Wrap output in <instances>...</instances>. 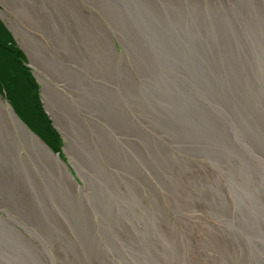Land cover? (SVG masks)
Here are the masks:
<instances>
[{"label":"bare ground","instance_id":"6f19581e","mask_svg":"<svg viewBox=\"0 0 264 264\" xmlns=\"http://www.w3.org/2000/svg\"><path fill=\"white\" fill-rule=\"evenodd\" d=\"M0 3L70 158L0 97V264H264V0Z\"/></svg>","mask_w":264,"mask_h":264},{"label":"rangeland","instance_id":"374dc122","mask_svg":"<svg viewBox=\"0 0 264 264\" xmlns=\"http://www.w3.org/2000/svg\"><path fill=\"white\" fill-rule=\"evenodd\" d=\"M0 8L5 9L0 3ZM0 9V97L8 102L19 118L25 122L46 145L58 153L63 161H70L64 151L62 132L50 116L42 95V84L30 63L26 51L19 44L9 21ZM78 180V179H77ZM80 182V181H79ZM205 216L215 219L213 212Z\"/></svg>","mask_w":264,"mask_h":264}]
</instances>
